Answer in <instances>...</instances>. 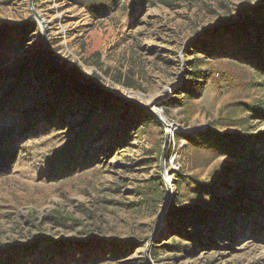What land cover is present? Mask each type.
<instances>
[{"label": "rangeland", "instance_id": "374dc122", "mask_svg": "<svg viewBox=\"0 0 264 264\" xmlns=\"http://www.w3.org/2000/svg\"><path fill=\"white\" fill-rule=\"evenodd\" d=\"M31 2L44 27L32 14L28 0H0V25L18 24L29 17L38 25L24 46L4 49L10 57L7 67L31 64L42 53L43 35L46 49L66 70L75 71L81 80L96 73L99 77L93 81L99 89L146 110L160 109L169 129L175 132L174 139L170 135L164 142L161 124L150 128L139 124L129 131L127 144L121 146L117 144V124L110 115L98 112L92 136L84 144L85 161L78 162L76 157L77 163L70 166L57 162L56 156L73 141L86 111L73 123L66 118L61 126L59 116H55L46 129L30 128L22 112L36 98L19 99L18 112L0 113L7 114V126L17 124L13 138L17 158L9 172L0 177V243L36 241L39 249L26 264H63L56 253L62 244L69 247L65 256L68 264H264V221L257 235L238 221L225 223L229 237L218 242L220 247L198 249L192 255L163 248L166 243H185L169 234L166 222L168 204L176 191V172L203 181L209 169L224 158L234 164V171L218 180V196L228 197L236 190L242 193L246 185L260 183L258 178L240 176L249 168L248 162L216 157L205 150L192 152L186 141L175 135L202 132L215 120L221 133H264V118L255 117L246 107L254 105L264 111V76L254 63L235 56V46L228 37L213 49L211 57L191 45L204 38L206 29L241 21L249 12L245 8L259 0H179L172 6L160 0H115L106 13L95 17L71 0ZM204 39L212 43L218 40ZM95 52L98 58L93 56ZM194 58L198 69L210 71L209 79L195 94L175 92L189 75L191 63L187 61ZM118 76L130 78L133 87L121 84ZM44 77L33 82L46 90L52 77L46 73ZM9 81H4L3 89ZM173 96L181 104L165 105ZM42 98L43 103L49 101L48 94ZM122 113L121 109L117 114ZM157 149L163 153L161 167L159 160L153 162ZM255 151L264 154V145L256 144ZM195 161H202V165L194 168ZM156 172L167 185L164 200H142L139 192ZM179 191L182 201L194 202V193L184 188V183ZM242 201H247L246 197ZM261 201L264 205V197ZM124 239L142 244L123 257L112 258L106 253L109 257L99 263L86 259L103 255L98 246L106 241ZM152 245L157 246L155 255ZM84 259L87 262L81 263Z\"/></svg>", "mask_w": 264, "mask_h": 264}, {"label": "trees", "instance_id": "16d2710c", "mask_svg": "<svg viewBox=\"0 0 264 264\" xmlns=\"http://www.w3.org/2000/svg\"><path fill=\"white\" fill-rule=\"evenodd\" d=\"M71 1L85 6L92 12L94 17L106 13L110 5L115 2V0L111 3H109V0ZM160 1L172 6L179 0ZM245 9L249 10V12L244 13V18L241 21L228 24L222 23L215 29H206L204 31V38L212 39L216 37L218 39L217 42L212 43L211 40L208 41L202 38L191 43V45L202 50L207 57H211L214 52L213 49L219 46L218 44H222L223 38L228 37L226 39L235 46L233 54L254 63L260 74L264 76V0H259L258 4ZM37 28L38 25L33 17H29L27 21L18 24L0 25V113L18 112L21 106L19 99L24 101L26 98L30 100L36 98L31 106L23 110L22 116L31 124L30 128L33 126L46 129L52 126L55 116H59L62 126L66 124V118H69L70 123H73L77 116L86 111L73 141L65 150L58 152L59 156H56L57 162L70 163V166H73L77 163L76 159L78 158V162L85 161L83 158L84 144L92 136L98 112L103 115H110L117 124L115 126V130L119 133L117 144L121 146L127 144L129 131L137 128L139 124L145 128H150L154 125L160 126L154 115L143 107L122 101L108 92L85 84L97 85L93 81V79L99 77L96 73L91 78L80 82L56 67L46 58L43 52L34 58L29 65L21 63L15 67H7L6 63L10 57L5 54L4 49L24 46L29 41V34ZM93 56L98 58L99 53L95 52ZM196 61L197 58L187 61L191 63L188 71L189 75L185 82L175 89V92L182 91L195 94L207 82L210 77V71L198 69ZM68 71L76 74L73 70L68 69ZM45 73L52 77L49 88L47 87L46 89L48 91L33 82V80L38 79L45 80ZM6 80H10V84L3 89L2 84ZM200 80H203V82H200ZM117 81H121L120 83L126 87H133V81L128 77L118 76ZM42 94H48L49 101L47 103H43ZM175 103L181 104V100L173 96L169 102L164 104L172 106ZM246 107L255 117L264 118V111L257 106L246 105ZM121 109L123 113L118 115L117 113ZM44 112H46V115L43 117ZM164 112H167L166 109H164ZM44 119L47 121L40 125V122ZM216 121L208 123L202 132L192 134L175 133V135L177 138L182 137L186 141L187 149L192 152L205 150L216 157H233L248 162L250 164L249 168L244 170L240 176L243 178H258L260 183L254 186L246 185L242 193L236 190L234 194L228 197L218 196L215 192L218 180L220 177H228L229 172L234 171V164L224 158L217 161L218 163L209 169L203 181L198 180L195 175H186L180 171L176 172L173 179L176 191L168 204L166 222L168 223L169 234L185 243L171 242L159 245H163L166 251H182L184 254L192 255L198 249H206L211 246L220 247L218 242H222L229 237L225 231V223L238 221L242 228H250L254 235L259 234V229L263 230L264 205L261 199L264 197V188H261L260 184L264 185V174L262 173L264 154L256 152L255 145H264V133L255 132L249 135L221 133L216 127ZM7 122V114H1L0 177L9 172L17 158V145L13 139L17 131V124L13 123L7 126ZM163 131L164 129L161 128V133ZM158 160L160 161V150L157 149L153 162ZM201 165L202 161H195L193 167L197 168ZM182 183H184V188L194 193L193 203H187L180 199L181 192L179 189ZM165 187V181L160 172H156L155 175H151L147 184L142 187L139 195L142 200L161 202L164 200ZM245 197L247 201L243 202L242 200ZM36 244V241L23 244L0 243V264H26L27 258L33 257L34 252L39 249ZM141 244V242H136L132 239L106 241L98 246V252L104 251L103 255L97 253L93 258L89 255L86 259H91L93 263H99L109 256L112 258L123 257ZM58 246L56 249L57 255L62 258L63 264L67 263L65 256L68 255L69 247L64 244ZM81 248L85 249L84 246ZM156 248V245L151 246V253L154 255ZM106 253L111 255L106 256ZM86 259L81 263L87 262Z\"/></svg>", "mask_w": 264, "mask_h": 264}, {"label": "water", "instance_id": "95a60500", "mask_svg": "<svg viewBox=\"0 0 264 264\" xmlns=\"http://www.w3.org/2000/svg\"><path fill=\"white\" fill-rule=\"evenodd\" d=\"M28 4H29V6H30V8H31V12H32V14L34 15V17L38 20V22L40 23V25L42 26V27H44V25H45V23H44V20H43V18L34 10V8L32 7V2H31V0H28ZM38 23V24H39ZM45 32V29H43V31H42V34ZM42 52L44 53V55L46 56V58L47 59H49L56 67H58L59 69H61L62 71H64L65 73H67V74H69V75H71L72 77H74V78H76L77 80H79L80 82H83L77 75H75V74H72L71 72H69L68 70H66L64 67H62L61 66V64L55 59V57L52 55V54H50V52L46 49V46H45V39L43 38V35H42ZM85 84H87V85H90V86H94V87H96V88H100L99 86H96V85H91V84H88V83H85ZM122 101H126V102H131V103H134V102H132V101H127L126 99H123ZM134 104H137V103H134ZM138 105V104H137ZM138 106H140V105H138ZM141 107V106H140ZM147 110L149 111V112H151L153 115H154V117L159 121V123L161 124V126L163 127V129H164V132H165V141L164 142H166V139L168 138V136H172V135H174V132L175 131H171V129H169L170 127H169V124L166 122V120L163 118V117H161L160 115H159V113L158 112H156V111H154L153 109H152V107L150 108V107H147ZM158 110H160V109H158ZM160 112L162 113V111L160 110ZM167 129H169V131H167ZM162 157H163V153L161 152L160 153V161H159V164H160V167H161V163H162ZM164 173V172H163ZM162 175H164V174H162ZM166 185V184H165ZM166 188H167V185H166ZM165 207H166V201L164 202V205H163V207H162V211L165 209Z\"/></svg>", "mask_w": 264, "mask_h": 264}, {"label": "bare ground", "instance_id": "6f19581e", "mask_svg": "<svg viewBox=\"0 0 264 264\" xmlns=\"http://www.w3.org/2000/svg\"><path fill=\"white\" fill-rule=\"evenodd\" d=\"M154 111H156V112H158L159 113V115L161 116V117H163L164 118V115H163V113H161L160 112V110H158L157 108H155V107H153L152 108ZM167 131H169V129H167ZM166 177V176H165Z\"/></svg>", "mask_w": 264, "mask_h": 264}, {"label": "built area", "instance_id": "2783aa9c", "mask_svg": "<svg viewBox=\"0 0 264 264\" xmlns=\"http://www.w3.org/2000/svg\"><path fill=\"white\" fill-rule=\"evenodd\" d=\"M169 127H171V126H169ZM172 138L174 139L173 135H172Z\"/></svg>", "mask_w": 264, "mask_h": 264}]
</instances>
